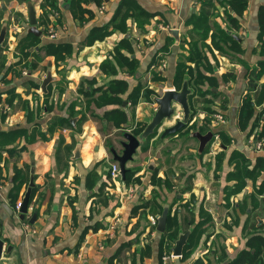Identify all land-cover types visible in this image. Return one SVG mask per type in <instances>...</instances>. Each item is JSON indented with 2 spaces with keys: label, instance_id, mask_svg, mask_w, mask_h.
I'll return each mask as SVG.
<instances>
[{
  "label": "crops",
  "instance_id": "1",
  "mask_svg": "<svg viewBox=\"0 0 264 264\" xmlns=\"http://www.w3.org/2000/svg\"><path fill=\"white\" fill-rule=\"evenodd\" d=\"M118 1L102 0L99 4L90 2L86 7L92 9L94 16L86 23H79V20L72 17L68 0L66 3L63 1V9L59 3V19L63 18V21L59 20L56 24L61 28H59V38L49 40L42 31L38 45L48 42L68 43L71 45V54L64 61L57 63L58 67L53 56H45L35 69L30 70L25 66V62L33 60V53L25 59L14 51L15 43L13 52L15 57H18L17 60L13 64H7L5 60L4 67L0 69V177L3 186L0 190V239L3 242L0 264H165L168 259L164 260V258L170 252L163 251L159 257L160 236L157 230V243L155 240L157 237L154 235L155 239L153 238L151 242L138 246L139 236L147 233L150 227V215L157 218L165 204L171 208L172 213L178 210L182 221L190 219L185 203H189V208L193 209L196 219L199 209L203 208L204 212L210 215V219L216 216L218 220L222 218L229 220L227 225L230 226L227 228L230 230L220 227L222 236L219 235L215 244L212 243L211 246L215 251H211L208 257L204 256L205 259H214L215 262L212 260V264H223L244 245L248 230H243L242 227L247 215L250 219L253 211L249 206L245 212L239 210L244 198L243 189L246 186L237 193H229L228 198L227 195L225 196L229 192L225 187L230 188L235 183L234 180H226L227 172L233 169V167L227 168L228 158L233 150L246 153L243 154L251 160L260 153L248 148L245 140L246 136L253 132L252 128L256 123L252 124V122L254 123L256 114L245 130H239L236 124L237 113L246 93V80L245 68L235 59V53L230 55L219 50H213V54L207 52L208 59L205 63L207 68L202 69L205 75L216 76L218 83L216 89L220 94L225 95L215 97L220 100L219 102L223 101L222 110L217 112L226 115L225 121L220 122L219 130L230 138L228 145H220L222 150L220 152H224L223 159H226L227 166L218 169L223 174L221 180L215 179L197 187L195 179L192 180L194 169L192 172L181 171L174 179L173 174L176 172H170L168 177L167 173H162L165 169L162 166L149 170L148 176L142 175L143 165L137 158L140 153L149 151L155 153L162 148L170 154L171 149L177 146L190 145L194 141L199 143L195 136L189 135L185 130H178L179 132L164 137L156 135L150 138L144 151L141 149L144 143L140 141L132 159L126 162V168L134 170L132 178H136L144 186L148 179L150 185L162 189L167 200L171 202L164 203L157 199L161 209L150 211L149 207L144 208L149 212L148 215L144 214L147 219L146 224H142L140 230L136 231L137 223L142 222L144 216L141 218L131 214V210L138 206L134 195L125 199L123 203L117 200L113 183L108 179L110 163L114 161L109 148L113 147L120 153L122 139H118L119 129L114 128L104 116L106 110L117 105L101 102L100 90L88 96L78 93V89L82 87L84 92H90L91 88L106 84L111 77L128 82L129 88L121 95L123 98L138 84H145L151 88L154 92L153 98L161 95L164 89L173 88L172 77L180 50L177 41L183 31L184 21L199 9V0H135L140 7L152 15L143 29L138 28L133 19L129 18L126 20V33L115 31L103 39L88 43L87 34L91 26L106 24ZM245 1L242 17L238 18L239 28L232 27V31L241 42L240 58L253 65L257 60L262 59L257 48L259 31L257 13L259 7L264 6V0ZM41 2L42 0L39 3L40 9ZM13 3L0 0V21L5 15L9 16V13L17 10L19 15L16 23L26 21V8L22 12ZM103 3L105 10L99 12V7ZM215 5L217 10L213 21L223 27L226 25L222 22L223 8L217 3ZM33 6L38 22L37 7ZM47 26L46 23L42 27ZM170 28L178 30L177 38L168 33ZM25 34L23 32L18 38ZM123 37H127L132 52L122 48L121 53L129 58L134 56L138 60L136 72L131 75L126 71H117L115 76L107 75L101 71L100 63L114 53V47ZM209 40L208 37L205 41L209 42ZM30 51L34 50L31 48ZM160 56L164 57L165 62L162 69L159 68L160 61L158 62ZM3 57L5 58L4 55ZM18 64L26 67L27 71L23 73L14 70V65ZM48 71L51 80L46 96L40 85ZM152 72H159L164 79L153 80ZM82 80H92L93 83L81 84ZM261 84L264 85V74L258 81V85ZM11 94L14 95L13 98H10ZM153 98L151 101H138L134 108V121L150 120L157 106ZM210 105L214 106V104ZM122 106H129V101L124 99ZM261 106V104L256 106L257 110ZM177 111L180 109L176 108L175 114ZM197 111L202 115L199 118L201 120H198L201 122L205 112ZM63 119L67 120V123L62 121ZM170 125L167 123L162 127ZM219 137L222 139L221 135ZM156 139L158 142H155ZM185 161V159L179 161L178 165L184 166ZM169 165L170 162L167 167H171V170L176 167ZM195 166L198 170L202 165L196 162ZM206 168L210 169L211 164L207 163ZM91 171H94V176L87 177ZM153 172L156 178L161 180V185L150 182ZM30 177L33 185L27 212L21 219L14 207L18 200H22L29 186ZM166 182L168 190L165 191ZM192 193L195 199L191 201L196 205L190 202L193 198ZM207 201H215L213 203L215 206L212 208L208 206L205 210ZM229 205L233 207L230 217L229 214L227 215ZM235 217L237 228H240L241 232L244 231L245 236L239 237L238 234L236 240L239 244H233L234 247L231 248L226 238L234 233L232 220L234 222ZM26 222L29 225L28 231L23 227ZM206 224L205 231L196 246L208 245L209 236H214L209 234ZM207 249L208 247L204 246L201 252L207 253ZM128 252L130 255L124 257L123 254ZM191 255L184 259H181V255H172L173 261H168L167 264H191ZM206 263L209 264L208 261Z\"/></svg>",
  "mask_w": 264,
  "mask_h": 264
},
{
  "label": "trees",
  "instance_id": "2",
  "mask_svg": "<svg viewBox=\"0 0 264 264\" xmlns=\"http://www.w3.org/2000/svg\"><path fill=\"white\" fill-rule=\"evenodd\" d=\"M54 2L55 0H42L40 4L41 20L37 22V27L45 26L47 23L51 9L48 8V5H51L52 9L57 10V6ZM90 2L99 4L102 0H68V7L72 17L79 20L80 23H86L92 19L94 16L93 11L86 7ZM215 3L221 5L223 8V22L226 24L223 27L213 21V18L216 16L214 14L215 10H217ZM245 5V0H199L198 11L184 21L183 31L177 41L180 50L175 61L172 84L175 89L180 90L182 83L184 81L187 82V86L190 89V93L187 96L190 113L188 122L179 131L185 130L189 135H193L194 133L205 134L211 129L210 114L215 113V109L210 104H212L213 98L221 94L216 89L218 86L216 76L205 75L203 70L207 68V66H205L208 59L207 52L213 54V50H219L230 55L235 53V59L245 68L244 77L246 80V93L244 94L237 113L236 124L238 129L241 131L245 130L253 119L254 114H256V116L252 124H255L258 115L261 114V108L257 110L256 106L261 104V107H264V85H258L259 79L264 74V6H260L257 13L259 28L257 48L259 49V54L262 55V59L257 60L251 65L240 58L239 54L242 50L240 46L241 42L232 31V27L239 28L240 23L238 18L242 17ZM151 16V13L140 7L135 0H119L106 24L91 26L87 34V42L91 43L96 39H103L105 36L115 31H119L123 34L126 33V20L129 18L133 19L138 28L143 29ZM40 29L42 32L44 28ZM25 33V36L17 38L14 51H17L25 59L33 53V60L28 63L25 62V66L29 67L30 70L35 69L45 56H53L57 64L60 61H64L71 54V45L68 43L48 42L38 45L40 42L39 36L27 33L26 30ZM208 37L210 40L206 42L205 40ZM31 48L34 51H30ZM122 48L129 51L132 50L127 37L121 38L114 47V53L107 56V58L100 63V69L103 73L115 76L117 71H126L134 75L138 66V60L134 58V56L130 58L126 57L121 53ZM163 60L164 57L161 56L158 62H162ZM4 63L5 58L2 56L0 59V69L4 67ZM151 77L153 80L164 79L159 72H152ZM83 82L87 84L93 83L92 80H82L81 84ZM34 85L37 88L39 87L36 84ZM49 88L50 84L48 83L45 90L46 96L48 95ZM128 88L129 84L126 80L111 77L106 84L100 85L98 88H91L90 92H84L82 87H79L78 93L90 96L97 90H100L101 93L99 97L101 98V102L104 104L117 105L104 112L105 118L114 128L119 129L122 134L126 130H129L134 136L139 138L148 122L134 121V108L140 100L151 101L154 92L147 85L138 84L126 94L125 98H123L121 95L124 94ZM206 96H209V98ZM13 97L14 95L11 94L10 98ZM196 97H204L205 105L199 107L198 104L195 103L196 101L198 103ZM124 99L129 101V106H122ZM96 105L100 104L96 103ZM197 110L205 112V116L201 122L192 120ZM62 121L67 123L65 119ZM201 124L202 126H200ZM157 129L158 127L146 138L140 139V141L144 143L141 147L143 151L147 149L149 139L157 135ZM216 133H218V136L221 135L225 143L230 141L229 136L225 135L221 130H217ZM160 134L161 133L158 134V137H160ZM224 142L222 143L224 144ZM109 146L108 144V147ZM223 157L224 152H220L216 156L218 161L216 167L218 169L222 167L221 162ZM228 162L233 164V169L227 172L226 180H234L235 183L230 188L225 187V189L229 191L225 196L227 195L228 198L229 193H237L245 187L247 179H251L254 185V191L244 196L240 203L239 210L240 212H245L249 206L251 211H253V215L250 219L247 215L242 227L243 230H248L244 245L235 252L232 258L225 260L223 264H264V218L256 217L255 215V210L260 208V206H262L264 210V155H256L253 160H251L239 150H233L229 155ZM133 174L134 170L127 168L125 179L122 180L123 183L128 184L132 181L137 182L136 178H132ZM90 176H94V171L87 174V177ZM150 182L155 185H161L162 183L160 179L156 178L154 172ZM164 186L168 187L167 182ZM141 206L144 208L149 207L150 211L151 209H161V204L157 200V196H154L151 200L141 202ZM185 207L190 216V219L185 221L180 219L178 210L172 213L171 208H168L165 229L159 232V257H161L163 251L167 253L170 252V246L175 242L179 234L183 233V231H188L189 233L181 252V259L186 258L189 256L190 251L197 245L201 234L205 231L204 225L210 220V215L204 212L203 208H200L198 219H196L192 211L193 209L189 208V203H185ZM202 216H204V218H201ZM179 229L181 231H179Z\"/></svg>",
  "mask_w": 264,
  "mask_h": 264
},
{
  "label": "rangeland",
  "instance_id": "3",
  "mask_svg": "<svg viewBox=\"0 0 264 264\" xmlns=\"http://www.w3.org/2000/svg\"><path fill=\"white\" fill-rule=\"evenodd\" d=\"M5 1L14 2L13 3L14 6H18V8H20L22 10V12L25 11L26 1H24V2H22L21 0H5ZM29 1L37 7V9H36L37 17L39 20H41V9L39 8L40 0H29ZM60 1L61 2H59V0H55V2H54L57 6L56 11L58 12V15L56 17L51 16L53 13V10H55V9H52V6L48 5L49 6L48 8L49 9L51 8L50 12H49V15L51 16V18L48 19L47 25L52 24L58 30L60 27L58 25H56L57 22H59V20L63 21V18L59 19V3L61 4V8L63 9L64 8L63 7V5H64L63 1H65V3H66L67 0H60ZM17 15H19L18 10L9 13V16L5 15L0 21V30L2 28H4V32H5L4 37H3L2 41L0 42V44H2L1 45L2 56L3 55L5 56V60H6L7 64H13L17 60L18 57H15L14 52H13V44L16 43V39L19 37L20 34H23V32H25L26 28L28 27L27 18H26V16H24V14H23V17L26 18V21L25 20L21 21L20 24L16 23L17 22L16 21ZM223 21H224V17H222V22ZM59 25L61 26V24H59ZM38 28L39 29L44 28L43 31L45 32V34H48L47 27L45 28V27L41 26ZM59 32H60V30H59ZM150 37L151 36H149V38ZM56 66L58 67V64H56ZM14 67H15L14 70L19 71V72H21V71L26 72L27 71V68L26 67L24 68L22 64L14 65ZM16 71H13V73ZM39 92H40V90H39ZM54 94H55V92H54ZM223 95L224 94L221 93V96H223ZM206 97L209 98V96H206ZM196 98L198 99V103H197V101L195 103L198 104L199 107L205 105V102L203 99L204 97H196ZM214 99H216V100L212 102V104H214V106L212 105V107L215 109V113L210 114V117H211L210 132H212V136L205 143V145L203 147L204 149H202L200 151L198 148L199 143L194 141L190 145H186V146L181 145V146H177V147L171 149L170 154L168 151H166L162 148L160 150H157V152H155V153H153L152 151H149V150H148L149 151L148 153L142 152V154L140 153L139 155H137V158L139 159L138 162L142 163V165H143V169H144L143 174H142L143 176H146V175L148 176L150 174L149 170L157 169L160 166H162V168L165 167V169L162 170V173L163 174H164V172L167 173L168 177L170 175V172H176V174L175 173L173 174L174 179L177 177L178 174L181 173V171L189 170L192 172V170L194 169L193 170L194 176L192 177V180L195 179V181L198 184L197 187L201 186V184H203V183L206 184V183H209L210 181L215 180V179L221 180V177L223 176V174L221 173L222 171H218V168L216 167V164L218 162L216 159V156L220 153V151H222L220 148V145L223 144L222 142H224V141H222V139H220V137L218 135H215L216 131L221 128L220 127L221 124L219 123V125H218L217 121H215L214 114H216L217 110H222L221 106H223L222 105L223 101L219 102L220 100L217 98H213L212 100H214ZM176 108L180 109V111H177V114H175L176 112L174 111L173 116L175 118L173 116H171L170 118L165 119L162 122V124L157 129V135L159 133H161L162 130L165 128V127H162L163 124L169 123L172 125V124H174V122L176 120H178L182 117L181 108L179 106H176L175 109ZM262 108H264V107H261V110L259 109L261 114L258 115V118L256 120V124H255L254 128H252V129H254V136H256L259 139H264V109H262ZM225 116L226 115L223 113L224 121H225ZM200 117H202L201 113H199V111H195V113L192 117V120H199L200 121L201 120V119H199ZM216 125H218V126H216ZM166 127H168V126H166ZM107 130H109V129H107ZM126 131L130 132L129 130H126ZM106 132H108V131H106ZM117 133H118V139H122L121 141H124L123 135H121L122 132L120 130H117ZM248 137L249 136H246V139ZM111 138H113V137H111ZM114 140H115V138H114ZM155 142H158V140L156 139ZM223 145H228V144L224 142ZM261 148L263 150L260 149L259 153L264 155V141H263V145L261 146ZM244 154H246V153H244ZM184 159L186 160L185 161L186 164L184 166H179L178 162L183 161ZM169 162H170L169 166H172V167L176 166L173 170H171L172 169L171 167H167ZM196 162H197V164L202 165V166H200V168L198 170L195 166ZM225 162H226V159L224 158L221 162L223 167H227ZM207 163L211 164L210 169L206 168ZM147 165H148V167H147ZM232 167H233V164L229 163L227 168L231 169ZM169 170H171V171H169ZM166 175H164V176H166ZM146 182L147 183H145V186H144V184H141L139 181H137V182L132 181L128 184L124 183V185L126 187L131 186L133 189V192L131 193V195L128 198H130L131 196L134 195L133 197L135 199L136 204L138 205V207H134L131 210V214H136L141 218H142V216H144V219H145V215H148L149 212L147 209H144V207H141V202L146 201V200H151L154 196H157V199L164 202V203H165V201L171 202V201H169V199L167 200V196L165 195V192H163L162 189H160L159 187H153L152 185H150L148 179ZM246 184L247 185H245L246 187L243 189L244 192H243L242 196H246L249 192L254 191L253 182L251 179L247 180ZM113 186H114V190L116 192L115 196H116L117 200L119 202L123 203L125 200L120 201L121 197H120L119 188L115 184H113ZM140 188H145V189L143 190ZM166 189L168 190V187H164L165 191H166ZM192 199H195L194 194H193V198L190 199V202L195 204V202L191 201ZM196 201H197V199H196ZM214 202L215 201H210V202L207 201V203H205V210H206V208H208V206L211 208L213 206H215V205H213ZM238 205H239V202H238ZM228 208H229V211H228L227 215L229 214L228 217H230L233 207L229 205ZM144 210H146V211H144ZM234 211H235V208H234ZM255 215L256 216L261 215L264 218V210H263L262 206H260V208H257L255 210ZM214 217H215L214 219L211 218L206 224V229H208L207 231L210 232L209 234H212L214 236L213 237L209 236L210 238H208V240H209L208 245L207 244H204V245L199 244L198 246H195L190 251V255L192 254L191 255L192 256L191 264H207L206 261H208L209 264L210 263L212 264V260H214V259H211V258L205 259L206 257H204V256L208 257V256H210L211 251H215V248H212L211 246H212V243L215 244L216 238H218L219 235L222 236V234L220 233V227L225 229V230H230L229 228H227L230 226V225H227L229 220L224 219V218H222L221 220H218V218L216 216H214ZM236 217L234 218V222L232 220V225H234L233 235L231 237H228V238L225 237L227 242H228L227 244H229V246L231 248L234 247L233 244H239L236 240L238 238V234H239V237L245 236L244 231L241 232L240 228H237ZM144 219L142 220V222L137 223V226H136L137 228L135 229L136 231L140 230V228L142 227V224H146L145 221H147V219H145V220ZM149 226H150L149 227L150 229L148 228V232L140 235L138 238V243H140V245H138V246H140V247L143 244H145L146 242H151V240L154 238V235L157 237L156 226L153 227L151 224H149ZM225 238H224V241H225ZM155 240L157 243L158 237ZM173 246H174V243L171 244V247H173ZM204 246L208 247L207 253L201 252L202 248ZM171 252L172 251H170L169 254H166L167 256L164 258V260L168 259L167 261H165V264H167L168 261H170V262L173 261L172 260L173 256L171 255ZM129 255H130V252L123 254L124 257H128ZM136 260H138V259H136ZM213 262H215V260Z\"/></svg>",
  "mask_w": 264,
  "mask_h": 264
},
{
  "label": "water",
  "instance_id": "4",
  "mask_svg": "<svg viewBox=\"0 0 264 264\" xmlns=\"http://www.w3.org/2000/svg\"><path fill=\"white\" fill-rule=\"evenodd\" d=\"M26 1V10H27V24L28 27L26 28L27 33H32L35 36H39L41 34V29H39L37 25L36 15L33 4L29 0H22ZM107 2V0H104ZM4 28L0 30V42L4 37ZM168 33L177 38L178 30L175 28L168 29ZM51 76L50 72L48 71L45 78L42 80L40 88L42 91L45 92L46 85L50 82ZM190 93V89L187 86V82L184 81L180 90L166 88L163 90L162 94L159 96H155L153 98L154 102L156 103V109L151 116L150 120L142 130L140 137L137 138L132 133L125 131L123 133L124 141H121L120 144L122 146V151L118 153L113 147H110L109 150L112 155V159L118 163L119 171L121 175V179H125L126 174V162L132 159L133 154L135 153L136 148L139 146L140 139L146 138L149 134L153 132L156 127H159L165 119L170 118L173 116L175 107L178 105L181 108L182 117L174 122L171 126L165 127L160 137H164L168 134H173L176 131L183 128L188 121L189 118V106L187 103V96ZM199 140V150L201 151L205 145V143L210 139L212 136V132L207 131L205 134H193ZM33 185L32 177H30L29 186L26 189L19 209V216L22 219L27 212L31 187ZM168 205L165 204L161 214L157 216V225L156 230L158 232H162L165 229L166 217H167ZM33 217V216H32ZM188 231H185L179 234L178 238L174 242V246L171 247L172 255L180 256L182 252L183 245L186 242ZM3 242L0 239V254L2 251Z\"/></svg>",
  "mask_w": 264,
  "mask_h": 264
},
{
  "label": "built area",
  "instance_id": "5",
  "mask_svg": "<svg viewBox=\"0 0 264 264\" xmlns=\"http://www.w3.org/2000/svg\"><path fill=\"white\" fill-rule=\"evenodd\" d=\"M99 12H103L105 10V5L104 3L99 7ZM58 15V12L56 10H53V13L51 16L56 17ZM47 31L48 34H46V37L49 40H56L57 38H59V30L56 29V27L52 24L47 26ZM165 65V62L162 61L159 63V68L162 69ZM25 73V72H23ZM172 89H175L174 87ZM214 119L215 121H217V123L223 122L224 118H223V114L222 112H216V114H214ZM216 135V134H215ZM246 142V146L248 148H251L254 151L259 152L261 148V146L263 145V141L264 139H259L256 137V139L253 138V134L250 135L247 139ZM263 150V149H262ZM108 179L110 182H112L113 184H115L119 190H120V201L121 200H125L127 199L131 193L133 192V189L131 186L126 187L121 179V175H120V171H119V165L117 162L113 161L110 163V168H109V175H108ZM3 189L2 186V179L0 177V190ZM127 195V196H126ZM20 205H21V200H18L15 204V212L18 214L19 213V209H20ZM157 222V218L150 215L149 217V223L155 227ZM23 227L25 229V231H28L29 229V225L28 222L23 224Z\"/></svg>",
  "mask_w": 264,
  "mask_h": 264
},
{
  "label": "flooded vegetation",
  "instance_id": "6",
  "mask_svg": "<svg viewBox=\"0 0 264 264\" xmlns=\"http://www.w3.org/2000/svg\"><path fill=\"white\" fill-rule=\"evenodd\" d=\"M252 134H253V138L256 139V136H254V129H253V132L251 134H249V136ZM216 135H218V133H216Z\"/></svg>",
  "mask_w": 264,
  "mask_h": 264
}]
</instances>
